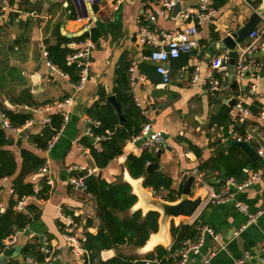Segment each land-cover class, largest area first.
Returning a JSON list of instances; mask_svg holds the SVG:
<instances>
[{
	"label": "crops",
	"instance_id": "crops-1",
	"mask_svg": "<svg viewBox=\"0 0 264 264\" xmlns=\"http://www.w3.org/2000/svg\"><path fill=\"white\" fill-rule=\"evenodd\" d=\"M258 1L261 2L224 0L216 7L218 2L216 0L215 15L198 27L196 38L198 48L167 64L170 69V80L163 84L161 77L152 71L153 69H149H155L154 63L142 59V55L148 54V49L140 50L133 44V37L139 31L138 21L143 15L144 6L141 0H100L93 7L86 4L82 11L74 0H9L11 10L7 20L0 25V103L14 113L29 114L30 120L25 125L17 127L18 132H9L0 125V129L9 140L4 149L14 157L18 171L22 150L37 155L44 160L43 164L47 162L53 186L47 187L48 194L44 200L28 197L25 204L35 205L38 216L30 225L14 234L15 244L3 251L5 239L2 240L3 252L0 255H5L8 259L6 264L11 261L17 264H32L26 260L27 258L22 257L21 251L28 244H37L43 254L44 240L55 250L52 264H86L88 261L87 251L82 249L85 253L79 257L72 253L61 227H70L71 220L73 222V227H70L71 235L81 240L82 248L86 234L95 235L102 226L96 217L92 196L86 193V189L71 188L68 168L72 166L90 168L94 177H100L107 184L124 182L129 185L130 181L139 180L142 186V178L130 177L126 168V158L128 155L139 157L145 150L157 155L158 152L154 153L152 149H144L146 137L124 142L121 145V154L114 157L104 168L95 165L90 149L82 144V140L87 139L96 151L100 150L101 141L93 145L95 136L86 135L90 123L98 122L91 120L87 112L96 104L104 106L108 103L106 101L108 96H114L120 105L115 89L118 87V72L125 65L129 69L131 63H134L135 71L131 81L129 72L126 71L129 76L128 94L140 110L143 125H148L151 132L161 134L162 147L160 158L156 159L159 163L157 172L171 180V190L181 189L186 178L194 176L193 171H197L201 163L228 154L230 147L233 146L225 147L224 151L218 148L227 140H234L233 125H245V133L251 137L248 144L252 143L253 146L250 145L254 150L259 142L264 141V121L259 117L260 112L264 111V52L246 55L244 63L247 70L241 84L235 82L234 72L230 75L228 63V76L222 80L224 90L220 95L206 93L202 83V79L209 73L211 61L220 55L228 56V51L218 48V42L245 25L260 4ZM196 3L197 0H184L181 6L185 8L195 6ZM12 11L19 12V17H13ZM172 17L166 15L159 18L157 25L164 30L180 28L182 25L180 21L177 19L175 21ZM77 18L85 19L78 22ZM86 25H89V31L97 27V41L90 53L87 82L82 90L75 91L71 75L52 64L54 68H50L44 52L47 53V47L56 45L60 38L69 40L66 48L73 50L79 48L82 41L78 42L76 39L90 33L85 30ZM247 42L248 38L238 45L236 58L240 50L247 46ZM195 67L199 69L198 80L192 82ZM67 98H72V105L67 109L36 112L39 108L52 106ZM233 98L236 103L240 102L242 107L248 110V115H243L235 106L228 107L229 100ZM221 106L230 109L229 125L211 123V117L216 116ZM120 107L122 108L121 105ZM252 107L258 110V115L252 114L250 110ZM67 111L69 118L62 124L52 149L49 152L37 149L29 139L39 136L43 128L49 125L44 124L46 119L51 120L52 115L62 117ZM0 118L9 122L2 112ZM239 118H242V122H235L234 119ZM108 134L111 132L106 131L101 136ZM195 150L200 153V157H197ZM253 164H257V168L245 169L246 176L243 182L257 171L260 174L259 179L243 190L233 193L237 202L247 206L250 215H258L254 223L247 224V217L240 214L232 202L218 205L203 203L190 222L182 223L195 222L197 227L204 226L213 234L205 236L195 264H203L206 259H209L207 264H233L246 255L252 258L245 260L244 264H264V254L260 253L264 238V159H259ZM38 171L26 181L33 182ZM79 176H82L81 173ZM196 176L205 183L203 187L199 186ZM196 176L192 190L197 188L194 192L198 193L204 188L206 195L208 190L204 186L218 193L225 182L221 173L211 166L207 172H198ZM7 179L12 184L14 177ZM143 190L155 197L151 189ZM11 194L9 186L0 189V213L6 210ZM166 194V191L162 192L163 196ZM20 210L26 213L23 208ZM137 210L140 209L133 206L131 212ZM242 227L243 231L236 235ZM169 241L168 246L172 243L170 235ZM144 246L135 248L123 245L117 249L104 250L99 253V259L106 262L119 255L129 264H141L143 260L152 258L148 256L158 247L146 251ZM160 246L164 249L168 247ZM43 257L45 258L44 254Z\"/></svg>",
	"mask_w": 264,
	"mask_h": 264
},
{
	"label": "trees",
	"instance_id": "trees-1",
	"mask_svg": "<svg viewBox=\"0 0 264 264\" xmlns=\"http://www.w3.org/2000/svg\"><path fill=\"white\" fill-rule=\"evenodd\" d=\"M224 0H218L216 7H219ZM260 1H258V4ZM257 4V5H258ZM77 38L76 41L81 42L86 37L96 43L97 27ZM69 40L60 38L59 42L54 46L47 47V58L50 64L58 67L62 71L71 75L72 83L78 81V70L74 64H68L66 58L71 55L74 50L66 48ZM152 71L155 72L154 68ZM128 67L125 65L118 72V87L115 89V95L118 102L122 106V112L125 123L118 125L117 116L113 108L106 103L104 106L98 104L89 108L87 114L93 121H98V127H92L93 136L104 135L106 131L111 132L109 140L99 142L100 150L96 151L87 139L82 140V144L90 149L91 156L98 168H104L116 156L121 154V145L140 134L143 119L140 110L135 106L132 97L128 94ZM73 76V77H72ZM103 99V94H100ZM252 114L258 115L255 107L250 109ZM230 109L221 106L216 116L211 117V123L217 125H229ZM0 112H2L12 127H21L30 120V115L26 113H14L5 109L0 103ZM63 118L60 115H52L49 125L43 128L39 136H34L29 140L35 144V147L44 150L47 142L56 135L61 129ZM4 131L0 129V179L14 177L12 179V194L8 202V206L3 213H0V253H2V240L14 235L16 232L23 230L30 225L38 216L37 208L33 204H25L23 210L16 211L14 207L22 198L33 195V182L26 181L28 178L37 173L43 165L44 160L28 150L20 152L21 165L19 171L12 154L5 150L4 147L9 144V140L4 135ZM232 136L244 137L245 125H233ZM252 145V143H250ZM253 146V145H252ZM255 147V145H254ZM197 157L200 153L195 150ZM156 161V155L149 150H145L139 157L128 155L126 158V168L131 178H142V187L152 190L153 195L167 202H175L181 195V189L173 191L170 189L171 180L162 173L155 172L147 174L145 171L148 163ZM214 167L224 177V179L234 178L237 183L243 182L245 179V169L255 170L257 164L251 163L236 147H230L226 156L220 158H212L207 162L201 163L197 167L199 173H205L209 167ZM84 176L83 174H81ZM86 193L91 195L95 202V213L103 230H99L95 235L86 234L85 240L82 242V249L89 253L88 264H129L122 256H116L111 260L102 262L99 259V253L104 250L117 249L120 246H132L135 248L143 247L148 241L151 234L158 230L159 214L149 211L143 215L140 210L132 211L131 209L137 201L136 196L132 193L131 187L124 182L107 184L100 177L87 176L84 179ZM166 191V195L162 192ZM48 194V188L43 185L42 190L36 194V197L44 200ZM90 222H87L89 225ZM62 226V225H61ZM197 224H179L170 225V237L172 240L170 254L181 249L186 242H193L196 238ZM63 231V226L61 227ZM24 258H31L36 262H42L44 257L39 245L28 244L22 251ZM169 255L167 251L158 246L154 253L148 257H165ZM86 262V264H87ZM176 258L168 259L164 264H175ZM9 264H17L11 261Z\"/></svg>",
	"mask_w": 264,
	"mask_h": 264
},
{
	"label": "built area",
	"instance_id": "built-area-1",
	"mask_svg": "<svg viewBox=\"0 0 264 264\" xmlns=\"http://www.w3.org/2000/svg\"><path fill=\"white\" fill-rule=\"evenodd\" d=\"M141 1L144 6L143 15L141 20L138 21L139 31L133 37V44L140 50H143L145 48L148 49V54H146L145 56L142 55V59L154 63L155 72L161 77L162 83L167 84L170 80V69L167 67V64L170 61L180 58L181 56L190 54L193 50L198 48V42L196 39L198 34V27L210 20L215 15L216 9L214 6L216 0H197L195 6H189L185 8L181 6L184 0ZM251 1L253 0H250V2ZM74 2L76 3L80 11H82L83 7L86 8V4L93 7L98 4L100 0H74ZM176 5L180 6V10L174 17H172L171 14ZM10 10L11 7L9 5V0H0V25L4 20H7V15ZM166 15L168 17H172L175 21L176 19L180 21V23L182 24L181 27L175 30H164L160 28L157 25L158 19ZM84 19L77 18V21L81 22ZM85 30L89 32V25L85 26ZM94 48L95 43L88 37L80 43L79 48H76L74 52L66 58L68 64H74L78 70V81L77 83L73 84V89L75 91L82 90L87 82L90 70V53L92 50H94ZM258 51L264 52V18L261 20L259 27L257 29H254L249 34L247 46L244 49L242 48L240 50L236 58V62L234 64V78L237 84H241L245 79L247 67L244 62L246 60V55ZM46 55L47 53L44 52L45 57ZM47 64L50 68H54L49 62ZM198 70L199 69L195 67V74L192 77V82L198 80ZM134 71V63H131L128 69L130 81L132 80ZM227 76V54L215 57L210 63L209 73L205 78L202 79L203 87L206 93L211 95H220L224 90L222 80ZM71 105L72 98H67L63 101L56 102L52 106L39 108L36 110V112H42L52 109H67ZM235 108L241 111L243 115H248V110L244 109L240 102L236 103ZM259 117L264 121V111L260 112ZM62 118V124L66 123L69 118L68 111L63 114ZM234 120L237 123L242 122V118ZM49 123V118L44 121V124L46 125ZM0 125L3 129L9 132L19 131L18 128L11 127L9 122L4 118H1ZM98 126V122H92V124L90 123V126L86 130V135L92 136L91 128ZM58 135L59 132L48 141L44 150L45 152H49L52 149L58 139ZM110 136L111 134H108L107 136H95L93 145H96L99 141L110 139ZM144 137H146L144 142V149H152L154 153L160 151L162 147V137L160 133H153L151 132V129L148 125H143L140 134L132 139L137 140ZM234 140L248 143L250 142L251 137L250 135L245 133L244 137L234 136ZM83 151L86 150L83 149ZM255 151L259 159H264V141L259 142ZM68 173L69 184L74 190H84L85 177L93 175V171L85 166H72L68 168ZM80 173L84 176H79ZM197 174L198 172L194 170L193 175L196 176ZM259 177L260 174L257 171L256 174L250 175L247 180L242 183H237L233 178L227 179L222 184L218 193L213 192L208 186H205V188L208 190V194L206 195L207 198L203 199V203L218 205L232 202L235 209L240 214L247 217V224H252L256 221L258 215H250L248 213L247 206L235 200L233 191L243 190L245 187L258 180ZM197 180L201 182L199 178ZM43 185H45L46 187L53 186V181L50 177L47 162L43 164V166L39 169L38 174L33 178V195L28 197H36V194L42 190ZM8 186L10 188V193H12V184L8 182L7 178H3L0 181V189ZM28 197L19 200L15 206V210L22 209ZM69 226L73 227V222L71 220ZM70 227L64 226V238L69 244L72 253L76 257H79L80 255L82 256L85 252L82 251L81 240L71 235L72 228ZM243 229L244 227L240 228L236 232V235L242 232ZM196 232V238L193 242H186L181 249L175 251L173 254H170V245L165 249L167 253H169V255L161 258L154 257L145 259L141 262V264H164L165 261L171 258L177 259V262H175V264H195L196 257L199 255V251L203 244L205 236H213L211 230L204 226H198ZM15 242V235L7 237L3 242V251L8 250L15 244ZM42 250L43 254L45 255V258L42 262L38 263L31 258H27L26 260L32 264H52L55 259V250L49 245L48 241L44 240ZM260 253L264 254V238L262 240V248L260 250ZM250 258H252V256L246 255L242 259L236 260L233 264H244V261ZM208 261L209 259L204 260L203 264H207Z\"/></svg>",
	"mask_w": 264,
	"mask_h": 264
},
{
	"label": "water",
	"instance_id": "water-1",
	"mask_svg": "<svg viewBox=\"0 0 264 264\" xmlns=\"http://www.w3.org/2000/svg\"><path fill=\"white\" fill-rule=\"evenodd\" d=\"M179 10L180 6L176 5L174 10L172 11V16L174 17L179 12ZM11 15L13 17L18 18L20 13L12 11ZM263 18L264 0H261L257 9L251 14V16L242 28H240L234 33L227 35L218 42L219 49L228 51V63L230 67L233 68L234 61L236 58V48L238 47V45L242 44L248 38L249 34L256 28L258 23H260ZM233 87L235 88L234 85ZM106 101L113 108L118 118V123L120 126H122L125 123V118L122 112V108L117 103L115 97L108 96L106 98ZM227 105L230 108L235 106L236 100L234 98L229 100ZM230 146L240 149L252 163H256L259 160L256 151L247 142L227 140L224 144L219 145L218 150L221 149L222 151H224L225 147ZM218 150L216 151L217 153L219 152ZM159 158L160 151L156 155V159L158 160ZM145 171L147 174H153L154 172L159 171L158 161L147 164ZM133 182L135 183L134 185L131 182H129V185L131 186L133 193L137 197V202L134 204L135 208L142 210L143 214L149 211H154L159 214L158 230L156 233L150 236L147 241V243H149L151 238L155 237V242L152 247L160 245L168 246L170 244L169 235L171 223H173L175 226H178L180 217L192 220L199 211V209L202 207L203 199L206 195V190L202 188V190H200L198 194L194 195L193 197H190V195L192 194V186L195 183L194 176H189L186 178L181 188V195L179 199L175 202H167L160 198L153 197L151 194L143 190L141 182L139 180H134ZM101 230H103V228H101ZM147 243L145 245H147ZM19 250L20 248L17 249V251ZM7 261L8 259L5 255H0V264H6Z\"/></svg>",
	"mask_w": 264,
	"mask_h": 264
},
{
	"label": "rangeland",
	"instance_id": "rangeland-1",
	"mask_svg": "<svg viewBox=\"0 0 264 264\" xmlns=\"http://www.w3.org/2000/svg\"><path fill=\"white\" fill-rule=\"evenodd\" d=\"M233 72H234V71H233V68L230 67V68H229V73H230V75H232ZM198 183L200 184V185H199L200 187H203V185L205 184L203 181H202L201 183H200V182H198ZM204 187H205V186H204ZM195 190H197V188H195L194 191H195ZM194 191L192 190V194L190 195V197H193L194 195H196V194L199 193V192L197 193V191H196V192H194ZM188 222H190L189 219H181V220H179V224H180V223H188Z\"/></svg>",
	"mask_w": 264,
	"mask_h": 264
},
{
	"label": "bare ground",
	"instance_id": "bare-ground-1",
	"mask_svg": "<svg viewBox=\"0 0 264 264\" xmlns=\"http://www.w3.org/2000/svg\"><path fill=\"white\" fill-rule=\"evenodd\" d=\"M133 185L135 184L133 181H130ZM181 219H184V218H182V217H180L179 218V220H181ZM154 242H155V237H153V238H151V240L149 241V243H147V245H145L144 246V250H150L151 249V247H152V245L154 244Z\"/></svg>",
	"mask_w": 264,
	"mask_h": 264
}]
</instances>
